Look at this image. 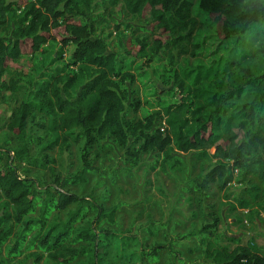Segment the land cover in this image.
<instances>
[{
    "label": "trees",
    "instance_id": "trees-1",
    "mask_svg": "<svg viewBox=\"0 0 264 264\" xmlns=\"http://www.w3.org/2000/svg\"><path fill=\"white\" fill-rule=\"evenodd\" d=\"M119 2L129 13L149 19L143 29L151 41L139 37L137 48L125 50L126 54L145 58L144 64L150 65L163 48L177 46L179 40L171 41L174 25L169 12L173 10L181 20L188 18L190 0H111L112 4ZM82 4L91 8V0H0V77L6 68H17L23 56L36 53L50 40H58L62 47L73 44V64L77 65L75 72L61 69L31 83L29 94L8 123L20 143L0 168V264H9L26 250H33L37 261L47 254L58 264H137L143 258L146 264H156L168 246L156 242L136 251L129 230L110 226L117 221L118 205L106 207L94 196L67 188L87 181L92 169L87 160L74 172L55 175L43 191L38 190L36 179L21 177L16 161L40 168H49V162L55 161L46 154H30L34 139L28 133V122L36 113L53 133L44 146L49 149L67 142L64 133L75 130L85 136L87 147L105 136L125 147L132 136L141 150L154 149L166 159L193 151L199 159L213 161L197 182L201 191L210 183L226 189L236 169L242 170L244 181H251L248 175L254 174L264 184V70L241 66L247 56L264 54V32L247 53L236 48L213 65L171 67L168 83L176 101L132 121L127 118V96L119 84L131 75L117 71L122 53L109 50L106 38L95 34L94 23L83 21ZM199 5L222 39L249 31L253 23L264 20V7L248 0H200ZM187 20L188 25L194 24L192 18ZM130 104L137 112L142 102L135 99ZM245 190L249 198L238 201L243 208L250 205V199L257 201L259 191L264 194V186L255 183ZM216 226L204 225L196 233L207 246L211 264H264V251L255 239L241 243L226 235L229 242H222L221 234L213 229Z\"/></svg>",
    "mask_w": 264,
    "mask_h": 264
},
{
    "label": "rangeland",
    "instance_id": "rangeland-1",
    "mask_svg": "<svg viewBox=\"0 0 264 264\" xmlns=\"http://www.w3.org/2000/svg\"><path fill=\"white\" fill-rule=\"evenodd\" d=\"M190 1L187 13L194 24L188 25V18L181 20L173 14V10L170 11L169 18L174 25L171 41L179 40L178 44L163 48L153 56L150 65L144 64L145 58L124 52L135 50L139 37L147 36L151 41L150 33L143 29L149 19L129 13L121 2L112 4L111 0H91V8L88 9L82 4L86 13L83 21L94 23L95 34L106 38L109 50L122 53V60L117 62L118 73L131 75L124 82L118 80L127 96L128 119H144L148 113L176 101L173 86L168 83L171 67L187 63L213 65L227 58L236 48L247 53L257 46L264 32L263 19L253 23L249 31L222 39L214 22L200 8V0ZM248 2L264 7V0ZM188 34L189 38L180 39V36ZM73 46L62 47L58 40H50L36 53L23 56L17 68L9 67L3 71L0 77V168L8 163L12 150L20 143L10 132L8 123L29 94L27 87L46 79L43 75L61 69L65 72L77 71V65L73 64ZM241 66L256 72L263 71L264 54L247 56L241 61ZM15 85L19 88L14 89ZM135 99L142 102L137 112L130 104ZM42 117L36 113L28 122V133L34 139L30 144V154L39 157L46 154L47 159L54 158L55 161L49 162V168L16 161L14 164L21 177L36 179L38 190L43 191L48 183L54 181L55 175L74 172L84 160L89 161L92 169L87 174V181L70 184L67 188L80 195L94 196L106 207L118 205L117 221L110 226L115 230H129L130 235L135 237L133 248L136 251L156 242L168 245L160 252L156 264H211L207 246L201 244L196 233L204 225L213 223H217L213 229L216 234H221L222 242H229L225 239L226 235L239 239L241 243L255 239L264 251V194L259 191L257 201L250 199L246 208L238 202L249 198L245 190L249 184L264 186L258 175L249 174L251 181H244L242 170L236 169L234 180L226 189L220 190L210 183L201 191L197 182L211 168L213 161L199 159L196 152H177L173 158L166 159L154 149L141 150L132 136L125 147L112 136H105L87 147L85 136L78 130L64 133L63 138L67 142L61 141L49 149L44 146L53 133L44 126ZM211 151L214 152V148ZM150 221L153 222L151 225ZM32 253L33 250H26L9 264H58L47 254L37 261ZM113 257L118 256L114 254ZM146 263L148 260L143 258L137 264Z\"/></svg>",
    "mask_w": 264,
    "mask_h": 264
}]
</instances>
